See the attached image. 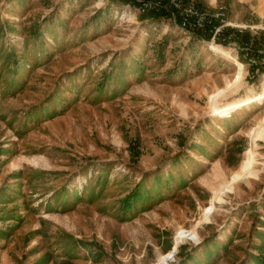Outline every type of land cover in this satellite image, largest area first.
I'll list each match as a JSON object with an SVG mask.
<instances>
[{
  "label": "rangeland",
  "instance_id": "obj_1",
  "mask_svg": "<svg viewBox=\"0 0 264 264\" xmlns=\"http://www.w3.org/2000/svg\"><path fill=\"white\" fill-rule=\"evenodd\" d=\"M194 2L0 0V264H264V0Z\"/></svg>",
  "mask_w": 264,
  "mask_h": 264
},
{
  "label": "built area",
  "instance_id": "obj_2",
  "mask_svg": "<svg viewBox=\"0 0 264 264\" xmlns=\"http://www.w3.org/2000/svg\"><path fill=\"white\" fill-rule=\"evenodd\" d=\"M138 15H155L167 14L178 22V26L186 33L207 32L209 35V43H219L225 39L224 34L229 28L225 21L224 7L217 6L212 14H208L206 10L197 6L194 1L185 0H124ZM178 20V21H177ZM250 30L254 27L247 26ZM255 34V32L253 33ZM231 35L227 37L229 39ZM239 37V36H238ZM234 37L232 39L233 46L235 44ZM250 45L243 48L244 55L247 57L248 65L255 70L264 72V43L260 50H250ZM239 50V49H238Z\"/></svg>",
  "mask_w": 264,
  "mask_h": 264
},
{
  "label": "crops",
  "instance_id": "obj_3",
  "mask_svg": "<svg viewBox=\"0 0 264 264\" xmlns=\"http://www.w3.org/2000/svg\"><path fill=\"white\" fill-rule=\"evenodd\" d=\"M195 1V0H194ZM238 2L240 1V0H237ZM259 1V0H258ZM208 2L212 5L213 3H214V0H208ZM263 3V2H262ZM260 14V13H259ZM235 16H237V17H232L230 20H229V22H231V23H233V24H235V25H241V23H239L240 21H237V19H238V15L237 14H235ZM260 20L258 21V23H263L264 24V22L262 21V19H263V17H262V15H260L259 17H258Z\"/></svg>",
  "mask_w": 264,
  "mask_h": 264
},
{
  "label": "bare ground",
  "instance_id": "obj_4",
  "mask_svg": "<svg viewBox=\"0 0 264 264\" xmlns=\"http://www.w3.org/2000/svg\"><path fill=\"white\" fill-rule=\"evenodd\" d=\"M213 45H214V44H210V47H213ZM214 46H216V45H214Z\"/></svg>",
  "mask_w": 264,
  "mask_h": 264
}]
</instances>
